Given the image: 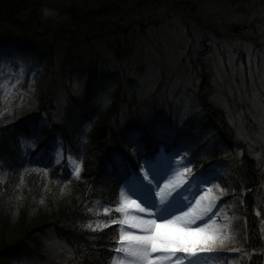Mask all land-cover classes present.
<instances>
[{"label":"trees","instance_id":"16d2710c","mask_svg":"<svg viewBox=\"0 0 264 264\" xmlns=\"http://www.w3.org/2000/svg\"><path fill=\"white\" fill-rule=\"evenodd\" d=\"M29 2L31 9L25 0H0V27L23 31V35H54V42L44 49L33 42L17 41L23 67L28 57H34L52 68L56 48L69 40L92 48L89 58L80 62L81 68L84 66L79 75L82 86L76 92L71 88L66 92L64 114L61 111L54 117L55 103L50 93L42 98L28 90V84L19 81L8 93L0 90V264H31L35 259L44 264H113L121 226L112 224L96 232L87 225L119 219L104 213V208L120 204L117 179L127 174L124 169L116 179L114 170L128 157L139 163L144 156L133 151L137 145L129 143L130 132L139 134L144 150L169 145L164 140L167 133L156 124V119H161H155L150 110L146 113L144 101L138 98V80L131 74L130 60L134 58L136 39L141 36L139 29L169 28L171 23L184 30L189 40L182 62L187 74L195 79L200 104L180 128L179 137L186 142L179 149L188 150L189 143L190 147L197 143L201 164L210 165L216 172L213 175L222 177L215 180L227 191L243 192L249 208L247 243L254 252L251 264H264V258L257 254V249L264 246L260 221L264 214V153L260 151L264 150L258 151L254 140L245 143L237 134L232 119L238 120L233 113L242 103L232 104L230 120L212 99L214 53L237 29L264 42V0ZM42 28L49 29L44 32ZM8 35L3 39L10 40ZM99 40L109 56L97 55L93 43ZM105 89L106 103H100L98 93ZM38 112H44L47 125L38 127ZM240 128L238 133L250 139V129ZM49 139L51 144L61 143L63 167L32 165L31 159L38 162L40 157L36 148L44 147ZM28 140L33 147L22 144ZM68 161H82L79 178L63 170ZM53 232L56 246L48 240Z\"/></svg>","mask_w":264,"mask_h":264},{"label":"rangeland","instance_id":"374dc122","mask_svg":"<svg viewBox=\"0 0 264 264\" xmlns=\"http://www.w3.org/2000/svg\"><path fill=\"white\" fill-rule=\"evenodd\" d=\"M25 1L28 5H31L29 6L31 9L32 4L29 1L32 2V0ZM19 18L24 19L22 16ZM9 29L11 28L7 26L0 27V49L15 50L21 53L22 51L17 44L19 40L23 43L33 42L41 49L54 42L53 34H37L34 32V34L27 33L28 35H23V31ZM46 29L49 28H42L44 32H46ZM9 32L12 33L8 35ZM139 33L142 36L136 39L137 47L134 58L133 61L130 60L131 74L137 76L138 80L136 85L139 91L138 98L144 101V107L147 108L146 113L149 110L152 113L165 115L172 112L173 117L168 116L165 119L168 118L170 130L173 133L175 126L185 122L186 116L190 115V111L193 108H200L196 92L198 87L194 82L195 79L187 74L182 62L189 40L185 31L172 23L169 28L154 29L149 26L148 29H139ZM5 34L11 39H3ZM22 36L26 37L22 39ZM255 43H257V46H254ZM60 44L56 48L58 53L55 54L54 59H51L52 68L50 65H46V61L38 62L34 57H28L24 67L20 57L16 58L15 64L11 59L0 60V90L8 93L11 91V87L20 81L19 83L21 84H28V90L36 92V95H41L40 97L42 98L47 97L50 93L55 103L54 110L56 111L54 117L60 115L61 111L64 114V110L68 105L66 92L69 91V88L76 92L82 86V79L79 75L82 73L84 66L81 68L80 62L89 58V51L92 47L90 46L87 49L85 45L83 46V43L76 45L72 40ZM93 44L97 55L99 54L101 57L109 56L103 41H95ZM20 62H22V65ZM214 69L213 91L215 95L212 99L221 106L224 112L228 113L230 120L231 114L229 110L232 111V104L236 106L238 103H242L243 105L237 113L232 112L238 119H232L237 127V134L245 143L254 140L256 148L259 149H257L258 151L264 150V42L249 37L247 32L238 33L237 31V33H233L231 39H226L221 45L219 44V50L214 53ZM12 81L13 83L11 84ZM51 86L54 87L51 89L49 88ZM49 90L51 91L49 92ZM98 95L99 102L106 103L108 89L99 92ZM154 102H157L158 105L155 106ZM155 107L165 108L154 109ZM128 113L126 112V114ZM195 114L196 112H194ZM43 120L47 122L46 119ZM241 126H246L250 129V139L245 134L238 133L241 131ZM54 151L59 153L58 160H60L63 156L61 147L57 145ZM260 152L261 155L264 153ZM187 157H190V155ZM187 157L169 159L166 155H160L154 162L153 172L150 173V176L155 175L157 171L163 168H166L164 169L166 175H155L157 179H160L159 177L165 178L174 173L176 175L174 177L175 180L182 175L186 176L185 174H188V180L194 177L196 179L185 195L186 200L191 201L196 191L200 188L208 190L207 193L216 200V205L219 206L220 210L218 212L214 211L211 216L214 226L208 228L206 224H203L202 227L208 228L209 231L218 230L229 238L224 244L217 245L210 255L202 256L199 254L198 264H251L253 253L247 246L248 223L246 221V213L249 212V208L245 204L243 192L234 194L233 191H227L212 181L211 183H205L204 181L210 180L200 178L197 172L189 166ZM166 160L168 161L165 162ZM163 162L166 164H163ZM75 163L74 161L70 162L72 170ZM150 164L152 165V163ZM148 167L149 163L146 164V167L143 166L145 169ZM185 168L188 170L185 171ZM118 173L120 174L121 170H118ZM140 173L139 175L142 177L143 172L141 171ZM145 181L147 182V180ZM138 186L140 185L137 181L128 180V183L123 185L122 193L124 196L120 198V204L115 208L108 209L107 214L117 215L122 219L125 213L117 212L116 208L120 207L126 198L128 201L126 214L134 216L130 211L137 208L132 201L136 202L135 191ZM221 189H224L223 194ZM134 192L135 194H133ZM221 205H224L222 209ZM256 212L258 211L254 209V213ZM260 221L263 224L261 232L262 240H264V214ZM97 224L103 228L105 223L103 221H99V223L95 221L92 225L95 227ZM48 240L53 246L58 245L54 232L49 234ZM257 250L259 257L261 256V259L264 258V246L262 249ZM120 255L122 256L123 254ZM179 255L187 257L188 254ZM31 264L44 263L35 259ZM185 264H187V259Z\"/></svg>","mask_w":264,"mask_h":264},{"label":"snow or ice","instance_id":"6c2138e0","mask_svg":"<svg viewBox=\"0 0 264 264\" xmlns=\"http://www.w3.org/2000/svg\"><path fill=\"white\" fill-rule=\"evenodd\" d=\"M22 56V53L15 50L0 49V60L11 59L15 64L16 58H22ZM46 123V121L41 120L38 127H42ZM35 135L36 133L34 132L33 137ZM129 143L137 145L133 150L134 152H143V146L139 144L138 133H129ZM22 144L26 148L33 147L31 140L22 141ZM145 162L148 163L147 160ZM82 167V161L74 164L73 173L77 178L80 177ZM187 170L185 168V171ZM140 171L143 172V176L137 177V179L148 194L145 197V203H147L148 207L140 205H137V207L140 212L149 213V215L158 214V218L144 219L140 216L127 215L128 201L126 198L123 200V203L120 207L116 208V211L125 213L124 217L122 219H112L109 223L103 225V227H109L112 224L121 225L118 237L119 246L114 249L117 255L114 257L113 264H185L186 259L187 264H198L199 254L210 253L217 245H222L228 240L229 237L221 234L218 230L209 231L208 228L191 227L195 223L196 217L191 212H185L182 207H176L175 210H172V204L166 202L163 197H161L159 203H156L152 182L155 180L158 186L160 181L155 175L150 176V173L153 172V166L149 164L148 168H141ZM214 179H222V177L217 176ZM145 180H147V184H144ZM204 182L211 183V181ZM221 192L223 194L224 189H221ZM123 196L124 194L121 193V197ZM203 199L204 197L202 196L201 200ZM174 200L175 198H173ZM132 203H135V201H132ZM196 203L199 206L200 201ZM213 206L210 205L205 208L203 210L204 214L212 213ZM223 207L224 205H221V209ZM153 209L156 210L155 213L152 212ZM177 212L180 215H177ZM104 213H108V208H104ZM158 220L163 221V223H158ZM125 225L130 226V228L139 229L140 234L125 230ZM87 227L92 229V231H103V228L99 224L93 227L89 223ZM171 229H175L176 231L173 232ZM199 233H204L205 235L197 242L193 238ZM157 253L159 255H155ZM184 253L188 254L187 257L179 255ZM120 254L123 255L121 256Z\"/></svg>","mask_w":264,"mask_h":264},{"label":"bare ground","instance_id":"6f19581e","mask_svg":"<svg viewBox=\"0 0 264 264\" xmlns=\"http://www.w3.org/2000/svg\"><path fill=\"white\" fill-rule=\"evenodd\" d=\"M155 175H166L165 171H157ZM186 176L182 175L178 179L174 180V177L176 176L174 173L171 175H168L167 177L164 178L163 182L162 180L160 181L159 185L157 186L155 180L152 183V188L155 190V195L154 199L156 203H159L161 197L165 199L166 202L172 204V210H175L176 204H179L180 207L183 208L185 212H191L195 219V223L191 225V227L196 228V227H202L203 224H206L208 228L213 227V219H211L212 214L214 211L218 212L217 210L219 209V206L216 205V200L207 193L208 190L206 189H199L196 191L194 198L192 201L186 200L185 194L187 188L191 184V180L187 181L189 178L187 177L188 174H185ZM167 185V187H165ZM142 189V188H141ZM148 195L144 189H142L141 193L135 194V199H136V206L140 205L143 207H148L147 203H145V197ZM204 197L203 200H201V197ZM173 198L175 200L173 201ZM197 201H200L199 206H197ZM187 205V207H185ZM210 205H214L212 208V213H208L207 215L204 214L203 210ZM194 210V211H193ZM135 213L134 216H140L144 219H157L158 214L156 215H149V213L145 212H140L139 208H135ZM153 213L156 212L155 209L152 210ZM177 215H180L179 212L176 213ZM202 217V218H201ZM171 219V217H169ZM158 223H163V221H159ZM129 231L135 232L137 234H140L139 229L135 228H130L128 226ZM203 228V227H202ZM171 231L175 232V229H171ZM204 233H199L197 236H195L193 239L196 240L197 242L204 236ZM211 253V252H210ZM210 253H204L201 254L202 256H208ZM199 254V253H198ZM159 255V253L155 254Z\"/></svg>","mask_w":264,"mask_h":264}]
</instances>
